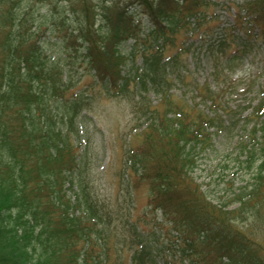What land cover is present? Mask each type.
<instances>
[{"label":"trees","instance_id":"trees-1","mask_svg":"<svg viewBox=\"0 0 264 264\" xmlns=\"http://www.w3.org/2000/svg\"><path fill=\"white\" fill-rule=\"evenodd\" d=\"M218 9L233 25L207 41ZM262 35L264 0H0V264H264V90L241 111L190 80L197 50L218 79ZM101 100L131 116L115 195L85 121ZM249 126L248 181L204 190L200 152Z\"/></svg>","mask_w":264,"mask_h":264},{"label":"rangeland","instance_id":"rangeland-1","mask_svg":"<svg viewBox=\"0 0 264 264\" xmlns=\"http://www.w3.org/2000/svg\"><path fill=\"white\" fill-rule=\"evenodd\" d=\"M212 12V10L209 11V13ZM233 13L234 9L231 10V15L224 10L218 9L214 15L218 17L216 21L206 23L202 27V30H205V33L208 35L205 40L209 41L212 38V41H214L221 34L220 28L223 29L233 25ZM183 38L184 36H181L180 40L182 41ZM131 45V41L124 44L121 48L122 52L124 54L129 52ZM232 49L228 53L229 57L235 55ZM172 53H174V50L170 48L167 54L170 55ZM196 53V65L191 69L190 80L194 79L198 84L208 83L212 89L219 90L222 94L221 104L225 107L232 106L231 108H238L242 111L257 103L261 90H264V35L258 39L255 49L251 52L244 55H238L236 52L240 56V59L234 61L231 72L226 71L222 64V74L218 79L215 78L213 59L205 55L203 51L197 50ZM225 64L226 59L224 60ZM224 74H228V77L224 76ZM87 80L89 81L90 78ZM176 92L178 94L184 91L182 89ZM188 96L190 97L191 94H188ZM156 99V101L159 100V98ZM249 112L250 110L246 114ZM94 115H96V126H93L90 120L85 121L90 126V132L93 135L94 141L101 146L100 161L102 160V164L105 166L111 164L107 182L108 185L113 184L114 188L111 192L115 195V188L118 185L119 162H121L123 153V134L125 130L130 129L131 125L129 108L124 101L101 100L95 107ZM250 128L251 126L248 127L247 131L240 128L232 133L225 130L219 133V136L214 137L212 145L209 148L200 152L195 175L198 183L202 185L204 190H208L210 193L213 192L218 197L226 196L227 194L229 196L234 189H237L245 181H248V172L238 160L240 154L238 145L240 140L248 138V130ZM133 142L138 144L139 140L135 137L133 138ZM103 146L108 148L105 157L102 152ZM222 200L224 201V198ZM137 201L138 209L136 217L138 218L141 216L142 210L148 202L146 187H140L137 193ZM241 225L239 224V226ZM252 233V238L258 244L264 245V226H255Z\"/></svg>","mask_w":264,"mask_h":264}]
</instances>
